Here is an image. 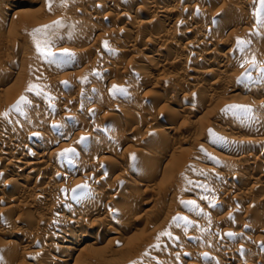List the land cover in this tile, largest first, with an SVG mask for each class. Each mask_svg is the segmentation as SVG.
<instances>
[{
  "label": "rangeland",
  "instance_id": "1",
  "mask_svg": "<svg viewBox=\"0 0 264 264\" xmlns=\"http://www.w3.org/2000/svg\"><path fill=\"white\" fill-rule=\"evenodd\" d=\"M80 1L81 0H64V2L66 3V6L61 7L60 6L61 0H52V10L51 11L48 10L47 5L45 4L46 0H40V1L36 0V2H35V0H33V1L32 0H22V1L21 0H19V1L18 0L17 1L8 0V2H10V3H8L6 0L0 1V2L4 3V5L2 3H0V10L2 9L3 6H5L7 4H8L7 5L8 7L13 6V5L15 6L17 4L15 7L18 6L21 9H27L30 11L28 16H19V18L13 17V19H12V17L11 18L9 17V19H7L6 21L0 22V32L2 35L0 37V39H1L0 40V67H1L0 68V81H1L0 86H2V87H0V91H1L0 92V122L5 121V122H8V124H10V125H8L9 129L7 128L8 130H10L9 132H14L18 128L16 131H22V129H23L24 133L26 132L25 133L26 135H28L27 133H29V134H30V132L32 133L33 129L36 130L37 128H40V126L46 130H50V131H48V133H45V135L46 134L47 135L45 137L43 136V140H41V142L37 141V140H32V139L28 140L29 143L26 144V145H28V150L26 151L25 154H26V156H28L27 154L30 152L32 155L31 156L29 155V157H27V158H31V157L35 158V157L39 156L40 152L38 149V145H40L39 146V148H40L43 144H47L48 141H49L48 144L53 146L54 147L53 149L57 150V152L60 154L64 152V149H70L71 147H72V149L76 150L80 144L79 139L81 140L82 136L84 137V135L85 136L91 135L90 138L88 137V138L83 140V141H86L85 145H88V142L96 137V138H103L102 140H106V141L111 142L113 144L117 143L118 146L116 145L113 153H107V154L104 153L100 156L97 155L96 158H94L92 154H89L90 150H88L89 148L86 146L83 149H81V151H80V156L82 159L90 158V156H91V159L93 158L94 161L96 160L94 163L96 165L97 161L101 157L111 158L112 159L111 161L115 160L114 162H118V160L119 161L124 160L125 158H123V157L121 158V156L125 157V154L127 153V154H130V155H128L130 159L132 156L135 157L134 160L131 159V160H133V162H137L139 160L137 158H140L139 156L142 152L141 150H143L145 148L142 140H144L145 136H148V134L150 133V128L149 129L147 128L148 130L146 129V124H147L146 122L147 121L150 122L149 120H151L150 119L151 117H153V119H156L157 116H159L162 112L168 111L169 113L170 112L172 113V110H173V113L174 112H176V113L173 114V118L170 121H165L163 123H160L162 128H164L163 131L165 133V134H162V136L164 135L162 137L163 138L162 141L165 142V144L166 143L167 144L164 145V147H162L159 151L155 150V161L154 162H160L158 164L161 166H156L157 167V169H156V167L148 168L151 165H149V166L143 165L142 168H140L141 170L139 169L141 175L138 173V175H140V176L134 177V183H131L132 185H130V186L127 184V186H126V191H128L130 194H133V193L136 194V196L135 195H132V196H134L136 198L138 196V199L141 198L140 201L144 202L141 209L140 208L136 209L133 206H126L125 204H123L125 202L122 199H120L119 201H116V203H114V204L111 202L112 204L110 203L109 208H108V211H110V215H111V219L108 222L109 223L108 226L112 227L114 229H117V231H118V234L116 235L117 241H114L111 243H109V242L105 243V241H107L108 236H107V232H105V230H103V228L101 227L102 229L101 228H100L101 230L99 229V231H98L99 233L97 231L95 233H98L101 238L104 236L103 237L104 239H103L101 244L96 245V246H91V248L93 247V249H95L99 246L102 250L105 251L106 254L103 253L104 251H102V253L100 251L99 255H97L98 251H99V247H98V249L95 250L96 255L98 257L96 255L91 256L93 258L96 256L97 259L94 258L95 260H93V258L89 259V257H88L87 259H79L78 262H73V263L71 262L70 264H74V263L75 264H85V263L86 264L87 263L88 264H90V263L91 264L92 263L93 264H148V263L149 264H156L157 263L158 264V262H159V261H157L158 258L160 260L159 264H168V263L169 264H190V263L196 264L198 262L197 259L200 261V263L198 262L197 264H228L231 261L227 260L226 257L224 256V254H222L223 251H225L227 248L230 249L232 251V254H233L231 256L233 258V263H231V264H262L261 261H263V263H264V243H262L263 237H264V204L260 203L262 200H264V195H263L264 194V187H262V186H264V184L261 182V181H264V169H263V167H264V164H263L264 163V152H263L264 149H262L261 145L259 146V143H256L255 145L250 143L251 146L248 145V147H247L248 143L245 141H247V139H249V137H247V135L245 134L244 129H241V130L236 129V130H232L231 132H229L230 126L232 127L234 125V119L233 118L235 117L234 116L236 113L235 111L238 112V110L229 109L227 111H224L227 108V106H229V105H239V104L242 105L241 102L243 101V98L245 96H248V95L250 98H252V100L250 99V102L248 104L244 105L246 107L253 106V102L259 101V99L264 100V99H261V98H264V94H263L264 92L263 93L261 92V91H264V89L262 87V86H264V83H263L264 79H263V82L262 81L261 82L260 81L254 82V80H253V77L255 76V74L257 75L258 74L257 72H260V70H263V71H261V73L258 74L259 75L258 77H260V75H262L261 77L264 78V76H263L264 73H262V72H264V66H263L264 65V60H263L264 58L262 56V54H264V35H263L264 32H261L264 30H260V29H264V27L262 28L261 27L262 24H260L259 27H261V28H259V30H258L256 28L257 24L254 27L255 23H252V29L253 28H255V29L254 30L250 29L251 35H249L248 31L245 30V32L247 31L246 32V35H247L246 37L248 38L247 39L245 37V34L242 35L243 33H245L242 30V28L245 27V25H244L245 23L237 20V19H240L239 17L243 13L245 14L247 12L246 14H249V15L251 14V16L254 12L257 13L260 10V9H258L259 0H256V1H254V0L249 1L248 0L249 2L247 0H244V1H246V4H245L246 6L241 5L239 7L237 6V8H235L236 9L235 11L239 10V11H237V13L239 15V16H237V19L235 17L237 13L235 12L234 13L235 15H232L234 17H231V15L226 16L227 18L225 17L226 20L223 21L224 22L223 24L217 23L218 27L216 24L211 25L210 26L211 30L209 29L207 31V33L205 31V35L206 34H208V35L212 34L211 36L206 35V38L210 37L207 39V41H210L211 39H213V36H214V38H216V39L218 38V40L223 38L222 40H225L226 45L228 44L227 46L224 45V46H220L217 48L216 53L218 54L217 55L218 57H219L220 53H221L220 54V56H221L222 54L224 55V53H225V55H226V53L228 54L229 52L231 54V52L233 51L232 54L238 53L239 55L238 54L237 55L239 56V58H242V56H243L242 59L244 60V59H246V57L244 58V55H242V54L245 53L246 51L248 53H250L251 51L253 52V49L255 51L258 49V52L261 50L260 53H256V55H255V52H253L254 55H252V57L249 58V59H252L253 57L256 56L255 57L256 58L255 61H257L256 65H258L261 68L260 70L257 69L256 65H255V67H256L255 68L253 66H250L248 63H244L246 65L243 64V67H242L238 63H236V62L234 63V61L231 60L232 65H233V63H234V65H233V67H231L232 69L228 70L229 72H227V73L224 72V74H225L224 76H227L230 74L229 76L234 80V82H232V84L234 83L233 84L234 86L232 84H229V85L231 87H234L237 89H234L233 92H230L229 94L228 93L227 94L222 93L219 95H218V93L214 94L211 101H209V98H208L209 95L205 91L207 86L209 85L208 83H210L211 80L213 81L215 79V78L211 79L212 77H210V75L209 76L205 75L204 77H198L195 82H192V84L189 86L191 89L188 88V92L191 95V97L189 96L190 97L189 100L188 99L183 100L182 95L186 92V89H185L186 87L184 88V85H178L177 82H173V81H170L168 83H167V81H166V83L164 82L162 85H164V86L167 85L166 87H170L171 85L173 86V84L175 85V83H176V85H178V86L175 85V87L174 86L171 87V88L177 89V90H174L175 92H173V93L168 92L165 94L160 88L153 87L150 84L147 85L144 82V84L146 85L145 86L142 83L143 81L140 82L141 79H137L135 77L134 71H136L137 67L143 68L145 66L146 69L149 71L148 73L150 75L151 81L154 80L155 78H157L159 76V73L161 72L160 70H162L159 67H157L158 68V71H157L156 70L157 68H155L154 66H153L154 67L153 69H155V70H153L151 68V66L149 67L146 63V60L148 59V58L146 59V56L147 57H153L156 54L155 52L158 51L157 46L156 47H154V46L150 47L149 46V49H147L148 47H145L146 44H144L147 42V38L149 36L154 37L155 36L154 34H157L153 30L154 26L156 24L154 23L155 25L154 26L152 25L153 22H155V21H153V22L151 21L152 23L149 24L150 29H148L149 28L148 25L144 26V27L143 26L139 27V25L138 26L136 25L137 27L140 28V30L136 26H135L136 27L135 30H133V29L129 30L128 33H130V40H131V38L132 39L135 38L138 41H140L141 43L137 42L136 50L127 51V53L122 54V57L120 58V60L118 59L119 61H117V62L115 61L112 64V66H109V69H110L109 71H111V72L108 75H107V73L109 71L107 73H105L104 75L102 74L103 76L99 75L98 73H99L100 69L98 67L93 66V62L96 59H99L100 57L102 58V57H108V56L111 57L112 55L114 56V54H116V50L120 46H122L124 42L125 43L128 42V40H129L128 36L129 35H124L127 33L126 31L125 32L123 31L124 34L120 35L119 34L120 32L117 30L118 27L122 28L124 26L123 22L119 23V22L115 21V22H117L116 24L114 22L108 23L105 20H103V22H101V23L99 22L100 19L102 21V18L104 17L103 13H105V11H102V9L97 8V6L94 5L95 2H93V1H95V0H84L85 2H82V1L80 2ZM121 1H123V0H121ZM127 1L128 0H126L125 2L124 1L122 2V3H125L124 4L125 7L122 6V8H124L127 11H132L133 7H135V6H133V4H135L136 0H132L130 2L129 1L127 2ZM160 1L161 0H158V1L157 0H155V1L148 0L149 4H151V6H152V4H154L157 7H160L162 5V3H160ZM39 2L40 3L42 2L43 5L41 3V6H39ZM153 2H155V3H153ZM198 2H199V4H198ZM200 2L201 1H199V0H193L192 4L187 6L186 12L184 11L185 12V13L183 12L184 14H180L177 16L179 18L178 20L180 21V24H181L180 27H182V28L186 27V26L189 27L187 22H189L192 17H190V11H189L191 8L189 9L188 7L195 6L196 4H198V6H199ZM231 2L232 1H230V0L226 1V5L230 3V5H227L226 8H229V6L231 7ZM250 2H251V4L248 5V3H250ZM217 3L215 6H213L214 8L211 7V9L213 8L211 11L213 12V10H214V12L216 11V12L220 13L217 10H218V7L220 8V7H222V5H220L221 4L220 1ZM21 5H24V6H21ZM42 6H43V9H41ZM83 9H84V11H88V12L90 11V12L96 13V15H98L97 17H99L97 19V21H95V23H94V20L92 22L90 20H88L89 21L88 22L87 19L85 20V18L83 16ZM114 9H115L114 7H109V9L106 11L108 13L115 14L116 9L115 10ZM124 9H122V10H124ZM254 9L257 10V12ZM249 10L250 11L254 10V12L253 11L249 12ZM187 11L189 12V14H187ZM72 13H73V15H70ZM221 14H223V13H221ZM182 15H183V17H182ZM188 16L190 17V19ZM254 16L256 17L255 14H254ZM214 17L216 19H218V15L217 16L215 15ZM144 18L145 19L143 21H147V20L149 21V19L152 20L150 15H148ZM261 18H262L261 21L264 22V11H261V13H260V19ZM180 19H182V20H180ZM57 20H59L61 22V27L63 26L62 29H61V27H59V28L54 27L51 30H49L47 35L37 34L36 37L34 38V36L32 34H33L35 29L41 28L44 25H51L53 23V21H57ZM82 20H83V22H82ZM13 21H14V23H13ZM225 23H227V25ZM224 24H225V26L223 27L222 25H224ZM193 25H192L193 27H197L199 24L194 23ZM219 25L222 26L224 29H222V27H220ZM237 25H239L240 27L242 26V28H241V30L243 32L242 34H241L240 28L238 29ZM213 26H214V28H213ZM180 27L178 28L179 31L182 29V28L180 29ZM216 27L219 29H217ZM198 28H200V26ZM103 29L107 33H104L105 31ZM213 29H215V30H213ZM256 29L258 30V32L261 35L259 33H257V34H259L258 36L255 34ZM112 31H113V34H112ZM116 31H118L119 33L118 32L115 33V35H116L115 36L114 32H116ZM253 31H254V33H252ZM142 32H143V34H141ZM145 32H147V33H145ZM132 34H134V36ZM253 34H254V36H253ZM157 35L159 36V34H157ZM215 35H217V36H215ZM120 36H123V37H120ZM243 36L245 39H247V41L245 40V42H248V43H246V45H248L250 47L247 46L248 48L246 49L245 48L246 45H244L243 49L245 48L246 51L243 50V52H242L237 47V44L235 43V41L237 40V38L242 40ZM260 36L262 39L260 38ZM2 37H3V39H2ZM244 38H243V40H244ZM118 39H122V41L124 40L123 43H121V42L119 43ZM145 40H146V42H145ZM37 41L40 42L41 47L45 46V41L48 42V47L50 48L51 52H54V54H57L56 59H57L58 63H52L50 60V57L42 56L39 53H37V51H36V42ZM116 41H117V43H116ZM229 41H231L232 43L234 42L235 47H237L239 52L241 51L242 54L237 52L238 51L237 48L235 49V51L237 50L235 52L234 51V48H235L234 45L231 44L234 47V48H232ZM6 42H8V43H6ZM105 42L107 43V47L104 46ZM92 43H94V45L96 44L95 45L96 47H94V45ZM92 45H93V47H92ZM89 46H91V48ZM138 46H139V48H138ZM230 46H231V48H230ZM252 46H254V48ZM192 47H194V46H192ZM255 47H257V49H255ZM65 48L67 49L68 53L70 54V55H68L69 57L61 55V53L63 52L62 50H61V53H60V51H59V53H55V52H58L55 50H57V49H64L65 50ZM94 48H95V50H94ZM168 48L170 51L169 50L166 51ZM69 49H71V50L69 51ZM81 49L83 50V52ZM137 49L138 50L140 49L141 51L139 50L140 52L137 53L136 52ZM161 49H159V51ZM163 49L161 50L162 53H164ZM230 49H232V50H230ZM248 49H249V51H248ZM228 50H229V52H228ZM74 51H75V53H74ZM164 51H165V53L169 54L172 51V49H171V47H167ZM172 53H174V50L170 54L172 55ZM141 54H142V56H141ZM258 54H260L261 56L257 57ZM245 55H248V54H245ZM249 55H248V57L251 56V55L250 56ZM185 56H186V58H185ZM185 56L183 58V61H185V62L184 63H183V61L181 62L183 64L171 67L169 69H165L166 72L169 71L170 74L176 73L178 77L186 76L187 73L184 72V69H180L181 68L180 66L184 65V64L186 65L187 62L190 63L192 61V59H191V54L189 57L187 55H185ZM134 57H135V59H134ZM248 57H247V60H249ZM142 58H143V60L144 59L145 60L143 61ZM187 59H190L191 61H189ZM48 61H50V63ZM121 61H123V62H121ZM258 61L261 63V66L258 64L259 63ZM20 64H22V65H20ZM62 64L67 65V67L64 70L56 71L55 67H58L57 65H62ZM136 64H137V67H136ZM201 64L202 63H199L198 65H199V67L202 66V70H207L209 68H211V69H218L219 68V67L217 68V65L215 63H204L206 65H209L208 67L204 64H202V65ZM138 65H140V66H138ZM198 65L192 66V68L201 70V68H199ZM2 66H4V67H2ZM204 66H206V67H204ZM147 67L150 69H148ZM5 70H7V72ZM88 70H89V72L90 71L91 72L89 73ZM40 72L43 75H40L41 74ZM182 72H183V74H182ZM191 73H192V71L189 74L194 75ZM37 76H38V78H37ZM136 80H139V81H136ZM64 81L67 82L66 85L64 83H62ZM123 81L128 82L127 84L130 85V86L128 85V88L130 89V87H131L130 91L128 88H126V89H128V90H126L127 92L126 91L121 92V91L113 89V85H116V86H118V89H121L122 83H124ZM220 82L221 81L219 80V83ZM222 82L224 84V81H222ZM71 83H72V86H71ZM220 84L222 85V83H220ZM29 85H35L36 88L33 91H28L27 89H28ZM95 85L98 86L97 89L99 90L100 94L103 93L101 95L96 94L99 97L95 96V94L90 93L92 88L96 87ZM226 85L228 87H230L228 85V83ZM226 85L221 86V91L225 90V88L228 89V87ZM199 87H201L202 89ZM222 88H223V90H222ZM247 88H248V90H247ZM50 89H52V90H50ZM78 89L80 90L79 92H78ZM203 89H205V90H203ZM123 90H125V88H123ZM201 90H203V91H201ZM253 90H254V92H253ZM86 91H88L89 93ZM192 91H193V93H191ZM194 91H195V93H194ZM255 91H256V93H255ZM162 92L164 93L163 96H162V94H163ZM54 93L56 96L54 95ZM74 93L76 94L77 97L75 96ZM81 93H82V95H81ZM130 93L131 94L133 93L135 95H133V94L131 95ZM104 94H105L104 97L107 96L106 97L107 99L104 97L102 98V95H104ZM78 95H80L79 96L80 98L78 97ZM157 95L160 96V98L161 97L162 98L158 99V100L154 99ZM202 95H203V97H202ZM21 96L26 97L28 100V103L21 105V112H20V111H16L14 109V105L20 99ZM59 96H60V99H63L65 97V99L69 100L70 103L68 101L65 103H64V101L63 102L60 101L58 103L56 100ZM62 96H64V97H62ZM71 98H73V99L71 100ZM168 98H169V100H168ZM164 99L166 101H163ZM106 101H107V103H106ZM212 102H214V103H212ZM259 102H254V104L259 103ZM53 103L54 104L56 103L57 105L59 104L57 107H60V108L54 109L52 106H50V105H54ZM179 103L182 105L183 104L184 105H193L195 107V109H197V113L194 116L186 115V113L181 110ZM120 106H124V107L127 106V109L130 108L133 113L130 111V109H129V111L133 115H131V114L128 115L129 117L131 116L130 119H129V117L124 116L123 121H121V123L119 125H117L116 122H117L118 117H119L117 115H119V113L114 112V114L112 115V112H109V111L112 108L115 109V108H119ZM93 107H94V109H93ZM147 107H148L149 111H148ZM89 108L92 109V112ZM138 108L141 110H139ZM251 108H253V107H251ZM37 109H38V111H37ZM144 109H146V110L144 111ZM89 110H90V112H89ZM104 110H105V112H104ZM259 110L264 111V108L261 107V108H259ZM68 112L69 113L71 112V113L69 114ZM147 112H150V113H148V115H147ZM5 113L8 116L5 115ZM227 113H229V114H227ZM44 114L46 117L44 116ZM64 114H65V116H68V115L72 116V114H74V115H77L78 117L72 116L71 117L72 119H71L70 117L69 118L65 117ZM263 114H264V112H263ZM174 115H176V118H174L175 117ZM218 115H219V118H218ZM215 116H217V117H215ZM43 117H44V119H43ZM61 117H64V118L60 119ZM2 119H4V120H2ZM175 120H176V122H175ZM216 120L219 123L218 122L216 123ZM220 120L221 121L226 120V121H223V124H225V125L220 126V124H221ZM263 121H260L261 124L259 123L261 126H262ZM9 122H11V123H9ZM33 122H34V124H33ZM58 122H59V124H58ZM232 122H233V124H232ZM150 123H153V122H150ZM226 125L228 126V128ZM186 126L187 127L189 126V127L187 128ZM11 127L13 128V130L14 129L15 130L11 131L12 130ZM113 127H114V129H113ZM118 127H120V129ZM136 127L138 130L136 129ZM169 127L172 131L169 130L168 132H165V130L168 129ZM236 127H238V126H236ZM236 127H233V128H236ZM262 127L263 128H260V130H258L256 132L257 133L256 137L253 136L254 138L259 139V137H260V139H261V137L262 138L264 137V123H263ZM108 128H110L109 131H108ZM175 128H176V130H175ZM178 128H179V130H177ZM28 129H29V131H28ZM125 129H126V132L128 131V132H130V133L132 132V133L130 134V136L127 135V137L120 138L121 136H119L118 133L121 130H125ZM210 129L212 130L213 136L211 135L209 138L212 137L211 138L212 140L208 138V135H209L208 132ZM131 130H133V131H131ZM181 130H182V132H181ZM221 130H223V132ZM104 131L105 132L108 131V132L105 133ZM173 131H174V134H172ZM195 131H197V132H195ZM113 132L115 134H113ZM136 132H138V133H136ZM215 133H217V134H215ZM220 133H223L224 135L225 134L228 135L227 133H229L230 136H226V135L224 136ZM94 134H95V137L92 138V136H94ZM132 135H134V136H132ZM202 135H203V137H205V136L206 137L203 138V137H201ZM140 136H142V137H140ZM222 136H223V138H222ZM232 137H234V138H232ZM219 138H222V139L220 140ZM125 139H127V140H125ZM242 139H243V141H242ZM232 140H234V141H232ZM235 140L237 142H235ZM77 143H78V145H77ZM173 145H176L177 149L179 148V151L174 152V154H171L172 153L171 147H173ZM253 145H254V147H253ZM257 145L260 147V149ZM73 147H75V148H73ZM220 148H223V149L226 148L225 149V151L227 152L226 155L229 157V159H230L229 161H231V162H229L228 160H227L228 162L227 161L226 162L225 161H219L218 162V160H216V159H214V157H212V156H214L215 151L220 150ZM247 148H251V150L254 151L253 154L256 157L258 156L256 158L258 160L255 159V161L254 160L252 161L253 157H251V156H250L251 160H249L250 157H248V153L246 152ZM252 148H254V149H252ZM167 149H169V150H167ZM201 149H203V151H201ZM165 150H166V152H165ZM260 150H262V152ZM134 151H135V153H134ZM163 153H165V154H163ZM14 154L17 155L19 153L14 152ZM66 156H68V154L65 156H61L62 157L61 159L63 161L65 160L64 162L67 161ZM16 157H18V155ZM168 158H170L171 161ZM73 161L70 160L69 161L70 165L68 164L66 169H64V170L59 169L58 172H60V174H63L64 173L63 171H65V173H64V175H65L67 173L70 174L72 171H75V170L80 169V168H81L80 170H82L83 167H81L80 165L78 166V164L80 162L77 159L73 160ZM250 161L252 162V164ZM169 162H170V164H168ZM5 163H6V159L1 158L0 159V171L2 170V166L5 167ZM76 163H77V165H76ZM105 163H104V167L106 166ZM98 164H100V163H98ZM238 164H240V165H244V164L250 165L251 164V166H249V167L252 168L251 169L252 171H249V173L246 172L247 174H246V177L244 176L245 179H243V184L239 187V191H237V192H239V194H236L237 192L236 193H230L228 191L229 190L228 187H225L226 188L225 189L223 184L225 182H227V183L231 182L230 186H232V183L238 184L239 181L236 179H234V181H232L231 179L229 180L230 176L229 177L224 176V178H223V176L221 177V174L224 175L227 172H228V175L229 174H231V175L241 174V173H239L240 170L238 171V167H237ZM176 165L178 166L179 170H178V168H176L177 167ZM104 167L102 165V170L104 169ZM204 167L205 168L209 167V168H213V169L215 168L214 170H216L217 172L219 171L218 173L220 174V176L218 175L219 177H216L215 175H211L209 173H207V174L205 172L202 173ZM235 167L237 168V170L234 171ZM226 168H227V170H226ZM155 169L158 170L157 171L158 173L153 172V171H156ZM50 170L49 171L47 170L48 175L46 177L50 176L51 172H52V174H51L52 176H53V173L55 171L57 172V169H50ZM52 170L53 171L55 170V171L53 172ZM183 170L186 171L187 173L184 172ZM142 171L143 172L147 171V174L145 172L143 173ZM242 171H240V172H242ZM58 172L55 173V175L59 174ZM250 172H252V176H250L251 175ZM262 172H263V174H262ZM184 173H186V176ZM235 173H237V174H235ZM142 174H144L146 176H144ZM147 175H149V176H147ZM153 175H155V176L157 175V176L155 177ZM57 176H59V175H57ZM85 176L86 175H83V176L78 175V176L74 177V176L68 175L67 177H65V179H61L64 184H62L61 180H60V182L57 184H59L61 187H59V189H57V190L62 191V192H59V194H58V191H57V193H56L57 195L53 193V195H51V197L49 196V198H50V199L48 198L49 203H47L46 205L44 204L46 207L44 205L43 206L41 205L38 207L37 206L35 207L33 205L32 209L25 208V210H24V208H21V205L25 204V202H24L25 199H23V201L21 200L20 206L18 207V209L16 208V212H17L16 214H18V213L21 214L20 219L15 220V217H17V215L14 214L13 217L10 216L11 222H13L14 226H16L18 228L21 227L22 229L25 228V225H29V227L31 226L29 228V229H32L29 233V235H30L29 237L31 238V239L29 238V240H31V241L28 242L30 244H29V247L26 249L27 251L24 254L25 256L23 255L22 257H18L17 258L18 260L16 259L17 262L15 260V262H16L15 264H39V262H40V261H38L40 258L39 252L46 250V247H44V246H46L45 240L49 239L47 237L50 234V228L44 226L46 222L44 223V222H42V220L44 217L45 218L50 217V219L54 218L52 220L53 221L52 225H54V226L55 225L56 226H62L61 224H63V225L68 224L65 219L60 220L61 218L59 219L56 216L58 214L61 215L60 214L61 209L59 210V207L63 206V205H61V202H66L68 205L67 208L68 207L72 208V207L76 206V204L79 203V202L77 203L76 201H80L81 198H79V200L74 199V195H76V194L73 193V189H76L77 185H81V183L87 184V183L91 182L92 184H94L93 186H95L96 189L98 188L97 190H99V191L105 190L107 187H109V188H111V190H113V192L115 191V189L117 188L118 185H121L119 183L114 185V182L112 179H110L108 181L102 180V181H98L96 183V181H93V180L90 181V179L87 177L85 178ZM212 176L213 177L215 176V177L213 178ZM140 178H142V179H140ZM211 178H213V179H211ZM251 178H253L254 180ZM68 179H70V180H68ZM245 180H247V182H245ZM199 181H201V182L199 183ZM235 181H237V182H235ZM203 182H205V183H203ZM36 183H37V185H36ZM91 183L89 185H92ZM175 183H176V186H175ZM193 183L195 184V186ZM244 183H246V184H244ZM32 184L33 185H30L29 187L32 188L35 185L37 186V188H40L41 186L45 187L44 185L47 184V180H39V182L37 180V182H34ZM135 184H136V186L133 187ZM62 185H64L66 187V191L61 190ZM259 186H261L262 188ZM65 187L62 189H65ZM215 187H217L219 190L221 188L222 189L224 188V190H226V192L228 191L229 194H227L228 192L226 193L225 191H222L223 193L222 192L218 193L217 192L218 189H216V191L214 190ZM135 188H136V191H135ZM161 189H163V190L161 191ZM67 190H69V191H67ZM143 190H145V191H143ZM173 190H175V191H173ZM79 191L80 190H78V192ZM165 191L167 192V194ZM138 193L140 195H138ZM10 194H13V195H10ZM162 194H164V195H162ZM233 194H235V195H233ZM244 194H246V195H244ZM247 194H248V196H247ZM4 195L5 196L10 195V197H12V196L14 197V191L11 190L9 192L7 190V193L5 191ZM72 195H73V197H72ZM173 195H175V196H173ZM54 196H55V198H54ZM245 196H247V197H245ZM66 197H68L67 199H69V201L66 199ZM244 197L247 199L246 201H244L245 200ZM153 198H155V199H153ZM239 198H241V199H239ZM261 198H262V200H261ZM233 199H235V200H233ZM64 200H66V201H64ZM188 200L190 202H195V203H193L195 205H193V204L189 205ZM53 201H54V203H53ZM120 201H122V202H120ZM182 201L184 202L183 204L181 203ZM216 201L219 203L217 204ZM80 202H83V200ZM154 202L156 205H154ZM197 202H199V203H197ZM256 202H258V203H256ZM2 203H0V225L5 220H7V218L9 217V215H7L3 211L4 207H2V206H4V203L3 204ZM112 205H114V206H112ZM176 206H177V208H176ZM111 207L115 208V209H112ZM117 207H119V208H117ZM174 208L176 209V211L174 210V213L172 212V214H171V212H169V211L173 210ZM23 210H24V212H23ZM26 210H29V212ZM234 210H236V211H234ZM245 210L247 211L248 214H244L246 212ZM202 211H203V213H201ZM237 211H238V213H236ZM27 212H28V215H27ZM113 212L115 213V215ZM145 212L148 214H146ZM175 213H177L178 215ZM207 213L210 214L209 218H208ZM125 214L128 216L129 215H131V216L127 217V219H126L124 217V216H126ZM29 216H30V219H29ZM36 216H37V218H36ZM132 216H133V218L130 219V217H132ZM165 216L166 217L168 216L167 217L168 219ZM177 216L185 217L191 223L185 224L183 220H180L178 222H174V218ZM222 217L226 218V219H223ZM230 217H231V219H230ZM41 218H42V220H41ZM128 219H130L129 221L132 220L131 222H133V223L129 222ZM133 219L135 221H133ZM32 220H34V221H32ZM163 220H164V222H163ZM30 221L32 223L34 222L33 225H30V223H31ZM38 221H39V223H38ZM27 222H30V223L27 224ZM146 222H148L147 225L145 224ZM35 223H37V225H35ZM149 223H150V225H149ZM218 223H221V224H218ZM200 224H202V225H200ZM212 224H213V226H212ZM223 225H225V226H223ZM246 225H248V226H246ZM26 227L28 228V226H26ZM69 228H68L69 232L67 231L68 233H66L67 235L65 236V242H67V243L70 242V239H72V235H74V232H72L73 229L71 227H69ZM229 230L231 232H233V234L235 232V234L237 236L234 237L235 235L234 236L226 235L228 233H231ZM165 232H169V233H171V235H164L163 233H165ZM215 233H216V235H214ZM198 235L199 236L201 235V236L199 237ZM162 238H163V240H162ZM230 238H232V239L229 240ZM142 239H143V241H142ZM193 239H195V240H193ZM217 239L218 240L221 239V240L218 241ZM13 240L15 241V243L17 242L16 244H18V245L26 244L25 241H22V240H18V241L16 239H13ZM174 240H175V242H173ZM161 241H162V243H161ZM167 241L168 242L170 241V242L168 243ZM208 241H209V243H208ZM258 241L261 243H259ZM22 242H24V243H22ZM179 242L186 244L184 246V248L186 250L182 249L183 250L182 251L181 249H179L180 248L178 246ZM220 242H223V244H222L223 246H221L219 244ZM137 243L143 244L144 246H141L143 248H141L139 250L140 245H138ZM177 243H178V245H177ZM0 244H1V240H0ZM158 244H160V245H158ZM169 244H172V245H169ZM175 244H176V246H175ZM200 244H202V245H200ZM212 244H213V246H212ZM136 245L139 246V248H135L134 246H136ZM219 245H220V247H219ZM164 247H165V249H164ZM239 247H249L248 248L249 252H250V249H252L254 252L251 250L250 253L247 252V255H246V253L242 254L239 250ZM105 248H106L107 252H106ZM108 248H109V250H108ZM167 248H168V250H167ZM89 249H90V247H89ZM134 249H136V252L133 251ZM137 249H138V251H137ZM155 249L157 252L155 251ZM131 250H132V253H131ZM57 251H59V252H57ZM121 251H122V253H121ZM124 251H125V253H124ZM191 251H192V253H191ZM51 252H53V253H51ZM51 252L49 255L50 259L49 258H47V259L43 258L42 259V257H41V260H42L41 264H45V263L46 264H60L59 260L62 258V257H60L62 255V252L60 250H53ZM200 253L202 255L204 253H207L208 255L202 256ZM248 253L250 256L248 255ZM149 254H151V255H149ZM156 254H159L158 258H157ZM190 254L192 255V257H190ZM0 255H2V254H0ZM103 255H105V256H103ZM154 255L156 257L155 259L153 257ZM194 255H195V257H193ZM32 256H34V257H32ZM150 256H152L153 259L150 258ZM242 256H244V257H242ZM196 257H198V258H196ZM244 258H245V261H244ZM194 259L196 261H193ZM1 260L2 259L0 258V264H1ZM5 260H7V259H5ZM91 260H93L94 262H91ZM154 260H156V261H154ZM258 261H260V262H258ZM13 262H12V264H14Z\"/></svg>",
  "mask_w": 264,
  "mask_h": 264
},
{
  "label": "bare ground",
  "instance_id": "2",
  "mask_svg": "<svg viewBox=\"0 0 264 264\" xmlns=\"http://www.w3.org/2000/svg\"><path fill=\"white\" fill-rule=\"evenodd\" d=\"M1 1V0H0ZM7 2H8V0H6ZM12 1V0H11ZM14 1V0H13ZM15 1H17V0H15ZM19 1V0H18ZM22 1V0H21ZM33 1V0H32ZM38 1V0H37ZM40 1V0H39ZM82 2H85L84 0H81ZM80 1V2H81ZM124 2L126 1V0H123ZM123 1H121V0H95V1H93V2H95L94 3V5L95 6H97V8H100V9H102V11H105V13H103L104 14V17L102 18V21H101V19H100V23L101 22H103V20H105V21H107L108 23L109 22H111V23H117V22H119V23H124V26L121 28V27H118V31L120 32H118V31H116V32H114V35H115V33H119L120 35L121 34H124L123 33V31L125 32H127L128 33V31L129 30H131V29H133V30H135V28L139 25V27H141V26H147L148 25V27H149V24H151L153 21H155V22H153V26H154V32H156L157 34H159V36L157 35V34H154L155 36L154 37H148L147 38V42H146V40H145V42L146 43H144V44H146L145 45V47H148L147 49H149V46L150 47H158V51L157 52H155L156 54L153 56V57H147L146 56V63H147V65L150 67L151 66V68L153 69L154 67L155 68H157V67H159L160 69H162V70H160L161 72L159 73V76L157 77V78H155L154 80H150V75H149V71L146 69V67L144 66L143 68L142 67H137V64H136V67H137V69H136V71H134L135 73V77L137 78V79H141V81L140 82H142L143 84H144V82L148 85V84H150V85H152L153 87H158V88H160L165 94L166 93H168V92H175L174 90H177V89H175V88H171V87H175V85H176V83H175V85L173 84V86L171 85L170 87H166V86H164V85H162L164 82L166 83V81H167V83L168 82H170V81H173V82H177V84L178 85H184V88L186 89V92L182 95V98H183V100L185 99V100H189V98L191 97V95H190V93L188 92V88H190L189 86L192 84V82H195L196 81V79L198 78V77H204L205 75H210V77H212L211 79H214L213 81L211 80V82L210 83H208L209 85L207 86V88H206V90L205 89H203V90H205L207 93H208V95H209V101H211V99H212V97H213V95L214 94H217L218 93V95L219 94H222V93H225V94H229L230 92H233V90L234 89H237V88H234V87H231L229 84H232V82H234V80L229 76V75H227V76H224L225 74H224V72L225 73H227V72H229L228 70H230V69H232L231 67H233V65H234V63L236 62V63H238L239 65H242V64H244V61L245 60H247V57H248V55L250 56V57H248V59L249 58H251L252 57V55H254V53L253 52H255V55H256V53H260V51L258 52V49H257V47H255V49H257L256 51L253 49V52L251 51L250 53H248L246 50H245V48L247 49L248 47H250V46H248V45H246V43H248V42H246L245 43V48L243 49V50H245L246 52L245 53H243L242 54V52L240 51L239 52V50H238V48L237 47H235V44H234V42L232 43L231 41H229V43H230V45L231 44H233L234 45V47H233V45H231L232 46V48H234V51H235V49L237 48V52H239V53H241L242 55H244V58L246 57V59H242L243 58V56H242V58H239V54L237 55V54H232V52H231V54H230V52H229V50H228V54L226 53V55H225V53H224V55L222 54L221 56H220V54H219V57L217 56L218 54L216 53V50H217V48L218 47H220V46H224V45H226V43H225V40H222V39H219L218 40V38L216 39V38H214V36H213V39H211L210 41H207V39L208 38H210V37H208V38H206V35H208V34H206L205 35V31H206V33H207V31L210 29V26L211 25H214V24H216L217 25V23H219V24H223L224 22V20H226L225 19V17L226 16H228V15H231V17H234V16H232V15H235L234 13L236 12L237 13V11H239V10H237V11H235L236 9L235 8H237V6L239 7V6H241V5H245L246 4V1H244V0H230V1H232L231 2V7L229 6V8H226V6L227 5H230V3L229 4H227L226 5V1L227 0H219L220 2H221V4L220 5H222V7H218V10L217 11H219L220 13H218V12H214V10H213V12L211 11L214 7L213 6H215L216 5V3L217 2H219L218 0H199V1H201L200 2V5L198 6V4H199V2H198V4H196L195 6H191V7H188L189 9V11H190V17H192L191 19H190V17H189V19H190V21L189 22H187L188 23V26L189 27H180V21L178 20L179 18L177 17L178 15H180V14H184L185 12H186V8H187V6H189L190 4H192V2H193V0H161L160 1V3H162V5L160 6V7H157V6H155L154 4H152V6H151V4H149V2H148V0H136V2H135V4H133V6H135V7H133V9H132V11H127V10H125L124 8H122V6L123 7H125L124 6V4L125 3H122ZM129 2L130 1H132V0H128ZM127 1V2H128ZM153 1H155V0H153ZM158 1V0H157ZM248 1V0H247ZM250 1V0H249ZM248 1V2H249ZM254 1H256V0H254ZM3 2V1H2ZM2 2H0V3H2ZM24 2V1H23ZM35 2H36V0H35ZM34 2V3H35ZM126 2V3H127ZM151 2V1H150ZM197 2V1H196ZM6 3V2H5ZM8 3H10V2H8ZM13 3V2H12ZM22 3V2H21ZM28 3V2H27ZM32 3V2H31ZM42 3V2H41ZM41 3L39 2V6H41ZM153 3H155V2H153ZM213 3V4H212ZM228 3V2H227ZM255 3V2H254ZM3 5H4V3H2ZM33 4V3H32ZM46 4V3H45ZM218 4V3H217ZM249 4H251V2L250 3H248V5ZM8 5V4H7ZM7 5H5V6H3L2 7V9L0 10V22H4V21H6L7 19H9V17L11 18L12 17V19H13V17L15 18H19V16H28V14H29V10H27V9H21V8H19L18 6L17 7H15L14 5L13 6H10V7H8ZM12 5V4H11ZM42 5H43V3H42ZM212 5V6H211ZM20 6V5H19ZM21 6H24V5H21ZM246 6V5H245ZM251 6V5H250ZM254 6V5H253ZM252 6V7H253ZM109 7H114L115 9H116V13L115 14H113V13H108L106 10H108L109 9ZM211 7H213L212 9H211ZM248 7V6H247ZM19 8V9H18ZM27 8V7H26ZM38 8V7H37ZM255 8V7H254ZM41 9H43V6H42V8ZM114 9V10H115ZM122 9H124V10H122ZM258 9H260V5L258 6ZM248 10V9H247ZM255 10V9H254ZM254 10H251V11H253L254 12ZM185 11V12H184ZM250 10H249V12H251ZM256 12H257V10H255ZM34 12V11H33ZM45 12V11H44ZM184 12V13H183ZM259 12L261 13V11L259 10ZM221 13H223V14H221ZM247 13V12H246ZM241 14L240 15V19H237V16H239L238 15V13L236 14V19L237 20H239V21H241V22H244L245 24V27L244 28H242V26L240 27L239 25H237V27H238V29L240 28V30H241V28H242V30L245 32V30H247L248 31V34L249 35H251V30H254L255 28H253L252 29V23H255L254 24V27H255V25L257 24L256 23V17L254 16V14H255V12L252 14V16H251V14L249 15V14ZM259 13V14H260ZM187 14H189V12L187 11ZM220 14V15H219ZM70 15H73V13L72 14H70ZM148 15H150V17H151V19L152 20H150L149 19V21L147 20V21H143L145 18L144 17H146V16H148ZM217 16L218 15V19H216L214 16ZM83 16H84V18H85V20L87 19V21L88 20H90L91 22L94 20V23H95V21H97V19L99 18V17H97L98 15H96V13H94V12H88V11H84V9H83ZM185 16V15H184ZM254 16V17H253ZM35 17V16H34ZM72 17V16H71ZM180 17V16H179ZM182 17H183V15H182ZM21 18V17H20ZM23 18V17H22ZM194 18V19H193ZM227 18V17H226ZM29 19V18H28ZM67 19V18H66ZM71 19V18H70ZM183 19V18H182ZM182 19H180V20H182ZM234 19V18H233ZM261 20H262V18H261ZM25 21V20H24ZM31 21V20H30ZM115 21H117V22H115ZM152 21V22H151ZM238 21V22H239ZM21 22V21H20ZM81 22V21H80ZM82 22H83V20H82ZM89 22V21H88ZM232 22V21H231ZM234 22V21H233ZM263 22V21H262ZM12 23V22H11ZM13 23H14V21H13ZM97 23V22H96ZM99 23V24H100ZM118 23V24H119ZM155 23V24H154ZM184 23V22H183ZM194 23H197V24H199L197 27H193L194 25ZM236 23V22H235ZM91 24V23H90ZM98 24V25H99ZM105 24V23H104ZM226 25H227V23H225ZM225 24L224 25H222L223 27L225 26ZM238 24V23H237ZM262 25H261V27L263 28L264 27V24L263 23H261ZM28 25V24H27ZM36 25V24H35ZM137 25V26H136ZM151 25V26H152ZM193 25V26H192ZM234 25V24H233ZM243 25V26H244ZM25 26V25H24ZM105 26V25H104ZM136 26V27H135ZM200 26V28H198ZM220 26V25H219ZM222 26H220V27H222ZM260 26V24L258 25L257 24V29L259 30V28H261V27H259ZM63 27V26H62ZM62 27H61V29H62ZM109 27V26H108ZM111 27V26H110ZM139 27H137V28H139ZM180 27V31H179V28ZM217 27H218V25H217ZM216 27V28H217ZM222 27V29H224ZM231 27V26H230ZM236 27V26H235ZM115 28V27H114ZM147 28V27H146ZM213 28H214V26H213ZM215 28V29H216ZM95 29V28H94ZM148 29H150V27L148 28ZM215 29H213V30H215ZM217 29H219V28H217ZM221 29V30H222ZM237 29V28H236ZM249 29V30H248ZM251 29V30H250ZM256 29V31H255V34L258 36L260 33L258 32V30ZM51 30V29H50ZM104 30V29H103ZM139 30H140V28H139ZM143 30V29H142ZM152 30V29H151ZM211 30V29H210ZM242 30H241V34L243 33L242 32ZM260 30H264V29H260ZM105 31V30H104ZM103 31V32H104ZM115 31V30H114ZM226 31V30H225ZM234 31V30H233ZM238 31V30H237ZM246 31V32H247ZM57 32V31H56ZM133 32V31H132ZM139 32V31H138ZM152 32V31H151ZM212 32V31H211ZM210 32V33H211ZM246 32L245 33H243L242 35H244L245 34V37L247 36L246 35ZM250 32V33H249ZM261 32H264V31H261ZM58 33V32H57ZM77 33V32H76ZM104 33H107L106 31L104 32ZM124 34V35H129L128 37H129V40H130V33H128V34ZM136 33V32H135ZM145 33H147V32H145ZM219 33V32H218ZM252 33H254V31L252 32ZM257 33H259V34H257ZM55 34V33H54ZM59 34V33H58ZM75 34V33H74ZM112 34H113V31H112ZM118 34V35H119ZM141 34H143V32L141 33ZM140 34V35H141ZM100 35V34H99ZM98 35V36H99ZM133 36H134V34H132ZM136 35V34H135ZM210 35V34H209ZM208 35V36H209ZM212 35V34H211ZM210 35V36H211ZM261 35V34H260ZM264 35V34H263ZM2 35H1V32H0V37H1ZM107 36V35H106ZM109 36V35H108ZM111 36V35H110ZM116 36V35H115ZM153 36V35H152ZM215 36H217V35H215ZM253 36H254V34H253ZM120 37H123V36H120ZM125 37V36H124ZM127 37V38H128ZM256 37V36H255ZM104 38V37H103ZM126 38V39H127ZM243 38H244V36L242 37V40H243ZM247 38V37H246ZM260 38H261V36H260ZM2 39H3V37H2ZM74 39V38H73ZM248 39V38H247ZM247 39H245L244 38V40L243 41H247ZM250 39V38H249ZM262 39V38H261ZM1 40V39H0ZM119 40V43L121 42V43H123V41H122V39H118ZM128 40V42H124L123 43V45L122 46H120L117 50H116V54H114V56L112 55L111 57H100L99 59H96L94 62H93V66H95V67H98L99 69V75H101V76H103L105 73H107L110 69H109V66H112V64L116 61H119L120 60V58L122 57V54H124V53H127V51H129V50H136V46H137V42L139 43L140 41H138L137 39H135V38H131V40L129 41ZM235 40V39H234ZM254 40V39H253ZM6 41V40H5ZM103 41V40H102ZM126 41V40H125ZM142 41V40H141ZM228 41V40H227ZM237 41V40H236ZM236 41H235V43H236ZM2 42V41H1ZM259 42V41H258ZM262 42V41H261ZM3 43V42H2ZM6 43H8V42H6ZM116 43H117V41H116ZM118 43V44H119ZM141 43V42H140ZM260 43V42H259ZM93 45H94V43H92ZM107 44V43H106ZM258 44V43H257ZM93 45H92V47H93ZM96 45V44H95ZM94 45V47H96ZM98 45V44H97ZM143 45V44H142ZM228 45V44H227ZM226 45V46H227ZM251 45V44H250ZM192 46H194V47H192ZM231 46H230V48H231ZM248 46V47H247ZM260 46V45H259ZM90 48H91V46H89ZM167 47H171V49H172V51L171 52H173V50H174V53H172V55L169 53H165V49L167 48ZM192 47V48H191ZM253 48H254V46H252ZM138 48H139V46H138ZM163 49V52L164 53H162V49ZM66 49V48H65ZM78 49V48H77ZM83 49V48H82ZM81 49V50H82ZM93 49V48H92ZM91 49V50H92ZM145 49V48H144ZM157 49V48H156ZM159 49H161L160 51H159ZM263 49V48H262ZM61 50L63 51L64 49H57V50H55V51H58V52H55V53H59V51H60V53H61ZM71 49H69V51H70ZM84 50V49H83ZM83 50H82V52H83ZM90 50V49H89ZM94 50H95V48H94ZM140 50V49H139ZM138 49H137V53H139L140 51H139ZM169 50V48L166 50V51H168ZM230 50H232V49H230ZM80 51V50H79ZM86 51V50H85ZM170 51V50H169ZM235 51V52H236ZM248 51H249V49H248ZM73 52V51H72ZM81 52V51H80ZM143 52V51H142ZM227 52V51H226ZM52 53H54V52H52ZM74 53H75V51H74ZM85 53V52H84ZM253 53V54H252ZM190 54H191V59H192V61L190 60V59H187V60H189V61H191L190 63L189 62H187L186 63V65L184 64V65H181L180 67V69H184V72H186L187 73V75L186 76H181V77H178L177 76V74L176 73H172V74H170V72L168 71V72H166V70L165 69H169V68H171V67H174V66H178V65H180V64H183L185 61H183V58H184V56L185 55H187L188 57L190 56ZM240 54V55H241ZM245 54H248V55H245ZM5 55V54H4ZM94 55V54H93ZM237 55V56H236ZM141 56H142V54H141ZM144 56V55H143ZM259 56H261L260 54H258V56L257 57H259ZM262 56H263V58H264V54H262ZM63 57V56H62ZM69 57V56H68ZM218 57V58H217ZM256 57V56H255ZM140 58V57H139ZM185 58H186V56H185ZM119 59V60H118ZM134 59H135V57H134ZM256 59V58H255ZM262 59V58H261ZM50 60H51V58H50ZM123 60V59H122ZM142 60H143V58H142ZM145 60V59H144ZM143 60V61H144ZM185 60V59H184ZM186 60V61H187ZM230 60V61H229ZM231 60L232 61H234V63H233V65H232V63H231ZM251 59H249V61H250ZM264 60V59H263ZM183 61V63H181ZM49 63H50V61H48ZM60 62V61H59ZM62 62V61H61ZM121 62H123V61H121ZM134 62V61H133ZM137 62V61H136ZM215 63L216 65H217V68L218 69H211V68H209V69H207V70H202V66L201 67H199V63H202V64H204V63ZM259 62V61H258ZM256 63H257V61H256ZM7 64V63H6ZM60 64V63H59ZM118 64V63H117ZM133 64V63H132ZM201 64V65H202ZM260 66H261V63L259 62L258 63ZM15 65V64H14ZM20 65H22V64H20ZM76 65V64H75ZM121 65V64H120ZM198 65V67L199 68H201V70H199V69H193L192 68V66H197ZM204 65H206V64H204ZM244 65H246V64H244ZM250 65V64H249ZM58 67H55V70L56 71H59V70H64L66 67H67V65H65V64H62V65H57ZM123 66V65H122ZM138 66H140V65H138ZM154 66V67H153ZM207 67L209 66V65H206ZM206 66H204V67H206ZM211 66V65H210ZM251 66V65H250ZM249 66V67H250ZM264 66V65H263ZM2 67H4V66H2ZM12 67V66H11ZM20 67V66H19ZM45 67V66H44ZM125 67V66H124ZM135 67V66H134ZM241 67V66H240ZM245 67V66H244ZM256 67H257V69H261L258 65H256ZM255 67V68H256ZM1 68V67H0ZM21 68V67H20ZM47 68V67H46ZM114 68V67H113ZM145 68V69H144ZM148 68V67H147ZM197 68V67H196ZM235 68V67H234ZM251 68V67H250ZM4 69V68H3ZM148 69H150V68H148ZM204 69V68H203ZM254 69V68H253ZM263 69V68H262ZM2 70V69H1ZM42 70V69H41ZM93 70V69H92ZM97 70V71H98ZM115 70V69H114ZM135 70V69H134ZM153 70H155V69H153ZM157 71H158V68L156 69ZM6 72H7V70H5ZM40 71V70H39ZM131 71V70H130ZM183 71V70H182ZM192 71V73L191 74H194V75H190L189 73ZM261 71H263V70H260V72H257L258 74L259 73H261ZM88 72H89V70H88ZM91 72V71H90ZM89 72V73H90ZM111 71H109L108 73H107V75L110 73ZM235 72V71H234ZM39 73V72H38ZM41 73V72H40ZM59 73V72H58ZM181 73V72H180ZM233 73V72H232ZM262 73H264V72H262ZM47 74V73H46ZM54 74V73H53ZM103 74V75H102ZM158 74V73H157ZM182 74H183V72H182ZM189 74V75H188ZM256 75L255 74V76L253 77V80H254V82L255 81H262L263 82V77H261L262 75H260V77H258L259 75ZM38 75V74H37ZM40 75H43L42 73L40 74ZM84 75V74H83ZM213 75V76H212ZM10 76V75H9ZM85 76V75H84ZM125 76V75H124ZM264 76V75H263ZM42 77V76H41ZM44 77V76H43ZM86 77V76H85ZM37 78H38V76H37ZM91 78V77H90ZM104 78V77H103ZM83 79V78H82ZM100 79V78H99ZM102 79V78H101ZM4 80V79H3ZM46 80V79H45ZM210 80V79H209ZM219 80L221 81L220 83H222V85L219 83ZM136 81H139V80H136ZM222 81H224V84L226 85L227 83H228V85L231 87H228L227 85V87H228V89H226L225 88V90H223V88H222V90L224 91H221V86H225L224 84H223V82ZM1 82V81H0ZM55 82V81H54ZM69 82V81H68ZM124 82V81H123ZM6 83V82H5ZM57 83V82H56ZM118 83V82H117ZM128 82H124V83H122V87H121V89H123V88H125V90L124 91H126V90H128L129 88H128V85L129 84H127ZM264 83V82H263ZM234 84V83H233ZM232 84V85H233ZM1 85V84H0ZM47 85V84H46ZM55 85V84H54ZM57 85V84H56ZM63 85V84H62ZM145 85V84H144ZM169 85V84H168ZM178 85H176V86H178ZM257 85V84H256ZM71 86H72V83H71ZM96 86V85H95ZM130 86V85H129ZM132 86V85H131ZM146 86V85H145ZM188 86V87H187ZM194 86V85H193ZM234 86V85H233ZM236 86V85H235ZM251 86V85H250ZM0 87H2V86H0ZM57 87V86H56ZM152 87V88H153ZM263 87V89H264V86H262ZM261 87V88H262ZM52 88V87H51ZM54 88V87H53ZM92 88V87H91ZM90 88V89H91ZM98 88V86H96V87H93L92 88V90L90 91V93H92V94H95V96H98V95H101V94H103V93H101L100 94V92H99V90L97 89ZM108 88V87H107ZM126 88H128V89H126ZM179 88V87H178ZM199 88H201V87H199ZM198 88V89H199ZM48 89V88H47ZM130 89H131V87H130ZM130 89H129V91H130ZM183 89V88H182ZM191 89V88H190ZM202 89V88H201ZM246 89V88H245ZM259 89V88H258ZM50 90H52V89H50ZM56 90V89H55ZM88 90V89H87ZM194 90V89H193ZM203 90H201V91H203ZM247 90H248V88H247ZM250 90V89H249ZM46 91V90H45ZM80 90L78 89V92H79ZM84 91V90H83ZM102 91V90H101ZM128 91V92H129ZM179 91V90H178ZM184 91V90H183ZM199 91V90H198ZM200 91V92H201ZM245 91V90H244ZM258 91V90H257ZM260 91V90H259ZM1 92V91H0ZM53 92V91H52ZM58 92V91H57ZM60 92V91H59ZM86 92H88V91H86ZM127 92V91H126ZM136 92V91H135ZM162 92V93H163ZM197 92V91H196ZM205 92V93H206ZM253 92H254V90H253ZM262 93L264 92V91H261ZM89 93V92H88ZM105 93V92H104ZM164 93L162 94V96L164 95ZM180 93V92H179ZM191 93H193V91L191 92ZM194 93H195V91H194ZM204 93V92H203ZM206 93V94H207ZM255 93H256V91H255ZM258 93V92H257ZM261 93V94H262ZM38 94V93H37ZM58 94V93H57ZM75 94V93H74ZM96 94H98V95H96ZM131 94V93H130ZM133 94V93H132ZM131 94V95H132ZM175 94V93H174ZM202 94V93H201ZM254 94V93H253ZM264 94V93H263ZM54 95H55V93H54ZM81 95H82V93H81ZM108 95V94H107ZM133 95H135V94H133ZM159 95V94H158ZM156 96L154 99H156V100H158V99H161L160 98V96ZM224 95V94H223ZM258 95V94H257ZM39 96V95H38ZM53 96V95H52ZM56 96V95H55ZM54 96V97H55ZM75 96H76V94H75ZM80 95H78V97H79ZM105 96V94L104 95H102V98ZM166 96V95H165ZM190 96V97H189ZM206 96V95H205ZM216 96V95H215ZM62 97H64V96H62ZM77 97V96H76ZM99 97V96H98ZM107 97V96H106ZM106 97H104V98H106ZM139 97V96H138ZM202 97H203V95H202ZM201 97V98H202ZM256 97V96H255ZM80 98V97H79ZM83 98V97H82ZM97 98V97H96ZM101 98V99H102ZM109 98V97H108ZM260 98V97H259ZM65 99V97L63 98V99H60V96L57 98V102L59 103L60 101H64V103L65 102H69L70 103V101L69 100H64ZM73 98H71V100H72ZM76 99V98H75ZM98 99V98H97ZM107 99V98H106ZM136 99V98H135ZM173 99V98H172ZM200 99V98H199ZM207 99V98H206ZM250 99L252 100V98H250L249 97V95L248 96H245L244 98H243V101L241 102V106H244V105H246V104H248L249 102H250ZM256 99V98H255ZM261 99H264V98H261ZM114 100V99H113ZM168 100H169V98H168ZM215 100V99H214ZM102 101V100H101ZM155 101V100H154ZM163 101H166L165 99L163 100ZM175 101V100H174ZM203 101V100H202ZM216 101V100H215ZM260 101V102H259ZM259 101H254V102H259V103H255L254 104V102H253V106H251V107H253V108H251L250 106L249 107H247V108H249V109H251V111L250 112H247V113H245V112H241V111H235L236 113H235V117L233 118L234 119V125L231 127L230 126V131L229 132H231L232 130H236V129H244V132H245V134L247 135V137H249V139H247V141H245V142H247L248 144H247V147H248V145L249 146H251L250 145V143H252V144H256V143H259V146L261 145V147H262V149H264V137L262 138L261 137V139H260V137H259V139H257V138H254L253 136H255L256 137V132L258 131V130H260V128H263L262 126H263V123H264V114H263V110L262 111H260L259 110V108H264V100H260L259 99ZM180 102V101H179ZM200 102V101H199ZM237 102V101H236ZM47 103V102H46ZM106 103H107V101H106ZM105 103V104H106ZM152 103V102H151ZM156 103V102H155ZM154 103V104H155ZM163 103V102H162ZM209 103V102H208ZM212 103H214V102H212ZM6 104V103H5ZM54 104V103H53ZM63 104V103H62ZM180 104V103H179ZM186 104V103H185ZM189 104V103H188ZM195 104V103H194ZM251 104V103H250ZM59 105V104H58ZM56 103L54 104V105H50V106H52L54 109H58V108H60V107H57L58 106ZM116 105V104H115ZM150 105V104H149ZM162 105V104H161ZM212 105V104H211ZM240 105V104H239ZM27 106V105H26ZM25 106V107H26ZM67 106V105H66ZM105 106V105H104ZM117 106V105H116ZM130 106V105H129ZM137 106V105H136ZM177 106V105H176ZM197 106V105H196ZM28 107V106H27ZM131 107V106H130ZM180 107H181V110L182 111H184L185 113H186V115H189V116H194L196 113H197V109H195V107L193 106V105H182V104H180ZM201 107V106H200ZM101 108V107H100ZM106 108V107H105ZM115 108V107H114ZM7 109V108H6ZM25 109V108H24ZM90 110H91V112H92V109L91 108H89ZM93 109H94V107H93ZM130 109V108H129ZM129 109H127V106H120L119 108H115V109H110V111L109 112H112V115L114 114V112L116 113V112H118L119 113V115H117V116H119L118 117V120H117V122H116V124L117 125H119L120 123H121V121H123V118H124V116H127V117H129L128 115H133L132 113V111H131V109H130V111L132 112H130L129 111ZM137 109V108H136ZM135 109V110H136ZM139 109V108H138ZM147 109H148V107H147ZM151 109V108H150ZM223 109V108H222ZM30 110V109H29ZM61 110V109H60ZM90 110H89V112H90ZM139 110H141V109H139ZM146 109H144V111H145ZM169 110V109H168ZM232 110V109H231ZM259 110V111H258ZM10 111V110H9ZM37 111H38V109H37ZM58 111V110H57ZM73 111V110H72ZM94 111V110H93ZM108 111V110H107ZM148 111H149V109H148ZM151 111V110H150ZM21 112V111H20ZM104 112H105V110H104ZM108 112V113H109ZM139 112V111H138ZM178 112V111H177ZM222 112V111H221ZM233 112V111H232ZM31 113V112H30ZM39 113V112H38ZM41 113V112H40ZM47 113V112H46ZM69 113V112H68ZM71 113V112H70ZM69 113V114H70ZM99 113V112H98ZM137 113V112H136ZM148 113H150V112H147V115H148ZM174 113H176V112H174ZM173 110H172V113L170 112H162L159 116H157V118L156 119H153V117H151L150 119L151 120H149L150 122H153V123H150V122H148L147 120V124H146V129L148 128H150V133L148 134V136H145V138H144V140H142L143 141V144H144V146H145V148L143 149V150H141L142 152H141V154H140V158H137V159H139L137 162H133V160H131L130 158H129V156L128 155H130V154H125V157L124 156H121V158L123 157V158H125L124 160H121V161H119L118 160V162H114V161H111L112 159L111 158H103V157H101V158H99V160L97 161V163H96V165L94 164L95 163V161H94V159L92 158L91 159V156H90V158H86V159H82L81 158V156H80V151H81V149H83L84 147H88L89 149L88 150H90L89 151V154H92L93 155V157L94 158H96V156L97 155H102V154H107V153H113L114 152V150H115V147H116V145H117V143L116 144H113V143H111V142H108V141H106V140H102L103 138H96L95 137V134H94V136H92V138L93 137H95V138H93L91 141H89L88 142V145H85V143H86V141H83V142H81V140L79 139V141H80V144H79V146L77 147V149L75 150V153L74 154H72V153H69L68 154V156H66L67 157V161L66 162H64L61 158V156H60V153H58L57 152V150H55V149H53L54 147L53 146H51L50 144H48V142H47V144H41L42 146L39 148V146L40 145H38V149H39V152H40V154H39V156H37V157H31V158H27V157H29V155L31 156L32 154L30 153H28L27 155L28 156H26V151L28 150V145H26L27 143H29L28 142V140H37V141H40L41 142V140H43V136L45 137L46 135H45V133H48V131H50V130H46V129H44V128H42L41 126H40V128H37L36 130L35 129H33V132L31 133L30 132V134L29 133H27L28 135H26L25 133H24V131H23V129H22V131H16L15 129V131L13 130V128L11 127V131H14V132H9L10 130H8L9 129V127H8V125H10V124H8V122H5V121H3V122H0V157L1 158H5L6 159V163H5V167H3L2 166V170L0 171V203H4V206H2V207H4L3 208V211L7 214V215H9V217L7 218V220H5L1 225H0V240H1V244H0V254H2V255H0V258L2 259L1 260V264H12V262L15 264L16 262H17V258L18 257H22L25 253H26V249L29 247V244L30 243H28L29 241H31V240H29V233H30V231L32 230V229H29L30 227H29V225H25V228L24 229H22L21 227L20 228H18V227H16V226H14L13 225V222H11V217H13V215L14 214H16L17 212H16V208L18 209V207L20 206V203H21V200L23 201V199H25V204H23V205H21V208H24V210H25V208H30V209H32L33 207V205L36 207H38V206H43L44 204L46 205L47 203H49V196L51 197V195H53V193L54 194H56L57 193V189H59V187H61L59 184H57V183H59L60 182V180L61 179H65V177H67L68 175H71V176H83V175H86L85 176V178L87 177V178H89L90 179V181L91 180H93V181H96V183L98 182V181H102V180H106V181H108V180H110V179H112L113 180V182H114V185L115 184H121V185H118L117 186V188L115 189V191L113 192V190H111V188H109V187H107L105 190H97L96 189V187L95 186H93L94 184H92L91 182H89V183H87V185H88V188H87V193H88V195H86V196H83L81 199H80V201H82L83 200V202H80V201H76L78 204H76V206H74V207H68L67 208V203L66 202H61V205H63V206H61V207H59V210H60V214L61 215H55L57 218H61L60 220H66L67 221V223L68 224H61L62 226H54V225H52V220L54 219H50V217L49 218H43V220H42V218H41V220H42V222H46L45 223V225L44 226H46V227H49L50 228V234H49V236L47 237V238H49V239H47V240H45L46 241V246H44V247H46V250H43V251H41V252H39V260L38 261H40L39 262V264H41V257H42V259L43 258H49V255H50V252L51 251H53V250H60L61 252H62V255L60 256V257H62L60 260H59V262H60V264H70L71 262L73 263V262H78V260L79 259H87L88 257H89V259H91V258H93V257H91V256H94V255H96V251L95 250H97L98 249V247L97 248H95V249H93V247L91 248V246H96V245H99V244H101L102 243V241H103V237L101 238L100 236H99V229L102 227L103 228V230H105V232H107V236H108V238H107V241H105V243H111V242H114V241H117V239H116V235L118 234V231H117V229H114V228H112V227H109L108 226V222H109V220L111 219V215H110V211H108V208H109V205H110V203L112 202L113 204L114 203H116V201H119L120 199H122V200H124V202L125 203H123V204H125L126 206H133V207H135L136 209L137 208H140L141 209V207H142V205H143V203L144 202H142V201H140V199H138V196H137V198L136 197H134V196H132V195H135L136 196V194H134L133 192V194H130L128 191H126V186H127V184L130 186V185H132L131 183H134V177H138V176H140L141 174H140V168H142V166L143 165H147V166H149V165H151L150 167H148V168H152V167H156V166H161V165H159L158 163H160V162H154L155 161V150H160L162 147H164V145H166L165 144V142H163L162 141V137L164 136H162V134H165L164 133V131H163V129L164 128H162V126H161V124L160 123H163V122H165V121H170L172 118H173ZM184 113V114H185ZM203 113V112H202ZM217 113V112H216ZM144 114V113H143ZM183 114V113H182ZM199 114V113H198ZM227 114H229V113H227ZM34 115V114H33ZM32 115V116H33ZM41 115V114H40ZM39 115V116H40ZM43 115V114H42ZM68 115V114H67ZM92 115V114H91ZM139 115V114H138ZM141 115V114H140ZM177 115V114H176ZM176 115H174L175 117L174 118H176ZM217 115V114H216ZM8 116V115H7ZM44 116H45V114H44ZM64 116H65V114H64ZM72 116H76V117H78L77 115H74V114H72ZM72 116H65V117H72ZM81 116V115H80ZM79 116V117H80ZM109 116V115H108ZM136 116V115H135ZM142 116V115H141ZM214 116V115H213ZM46 117V116H45ZM131 117V116H130ZM130 117H129V119H130ZM143 117V116H142ZM186 117V116H185ZM215 117H217V116H215ZM38 118V117H37ZM59 118V117H58ZM64 117H61L60 119H63ZM106 118V117H105ZM133 118V117H132ZM137 118V117H136ZM155 118V117H154ZM218 118H219V115H218ZM217 118V119H218ZM29 119V118H28ZM40 119V118H39ZM43 119H44V117H43ZM72 119V118H71ZM83 119V118H82ZM81 119V120H82ZM149 119V118H148ZM216 119V118H215ZM222 119V118H221ZM2 120H4V119H2ZM31 120V119H30ZM212 120V119H211ZM8 121V120H7ZM17 121V120H16ZM44 121V120H43ZM83 121V120H82ZM132 121V120H131ZM130 121V122H131ZM174 121V120H173ZM221 121V120H220ZM223 121H226V120H223ZM223 121H221V124H220V126L221 125H225V124H223ZM260 121H263L262 122V126L260 125L261 124V122ZM21 122V121H20ZM36 122V121H35ZM38 122V121H37ZM47 122V121H46ZM81 122V121H80ZM175 122H176V120H175ZM174 122V123H175ZM181 122V121H180ZM185 122V121H184ZM215 122V121H214ZM218 121L216 120V123H217ZM9 123H11V122H9ZM48 123V122H47ZM78 123V122H77ZM140 123V122H139ZM145 123V122H144ZM219 123V122H218ZM225 123V122H224ZM260 123V124H259ZM24 124V123H23ZM33 124H34V122H33ZM55 124V123H54ZM58 124H59V122H58ZM87 124V123H86ZM100 124V123H99ZM137 124V123H136ZM160 124V125H159ZM232 124H233V122H232ZM30 125V124H29ZM56 125V124H55ZM187 125V124H186ZM213 125V124H212ZM12 126V125H11ZM47 126V125H46ZM58 126V125H57ZM170 126V125H169ZM210 126V125H209ZM219 126V125H218ZM217 126V127H218ZM227 126V125H226ZM236 126H238V127H236ZM29 127V126H28ZM101 127V126H100ZM116 127V126H115ZM181 127V126H180ZM187 127V126H186ZM189 127V126H188ZM187 127V128H188ZM233 127H236V128H233ZM8 128V129H7ZM117 128V127H116ZM119 129H120V127H118ZM192 128V127H191ZM216 128V127H215ZM219 128V127H218ZM222 128V127H221ZM227 128H228V126H227ZM20 129V128H19ZM25 129V128H24ZM109 129L110 128H108V131H109ZM113 129H114V127H113ZM127 129V128H126ZM126 129L125 130H121L118 134H119V136H121L120 138H124V137H127V135H129L130 136V134L132 133H130V132H126ZM132 129V128H131ZM136 129H137V127H136ZM135 129V130H136ZM147 129V130H148ZM228 129V130H229ZM116 130V129H115ZM138 130V129H137ZM169 130H171L170 129V127L168 128V129H166L165 130V132H168ZM175 130H176V128H175ZM177 130H179V128L177 129ZM187 130V129H186ZM219 130V129H218ZM217 130V131H218ZM225 130V129H224ZM28 131H29V129H28ZM61 131V130H60ZM87 131V130H86ZM108 131H104L105 133H107ZM113 131V130H112ZM117 131V130H116ZM131 131H133V130H131ZM172 131V130H171ZM184 131V130H183ZM222 132H223V130H221ZM226 131V130H225ZM135 132V131H134ZM133 132V133H134ZM176 132V131H175ZM179 132V131H178ZM181 132H182V130H181ZM195 132H197V131H195ZM84 133V132H83ZM90 133V132H89ZM88 133V134H89ZM112 133V132H111ZM136 133H138V132H136ZM209 133V132H208ZM225 133V132H224ZM82 134V133H81ZM85 134V133H84ZM113 134H115L114 132H113ZM145 134V133H144ZM172 134H174V131H173V133ZM177 134V133H176ZM193 134V133H192ZM197 134V133H196ZM215 134H217V133H215ZM220 134H222V135H224L223 133H220ZM228 135H226V136H230L229 135V133H227ZM231 134V133H230ZM87 135V134H86ZM93 135V134H92ZM117 135V134H116ZM167 135V134H166ZM204 135V134H203ZM203 135L201 136V137H203ZM208 135V134H207ZM224 135V136H225ZM242 135V134H241ZM261 135V134H260ZM91 136V135H90ZM90 136L88 135V136H85L84 135V137L83 138H90ZM132 136H134V135H132ZM188 136V135H187ZM211 135L209 134L208 135V138L210 137ZM213 136V135H212ZM263 136V135H262ZM55 137V136H54ZM78 137V136H77ZM113 137V136H112ZM116 137V136H115ZM136 137V136H135ZM140 137H142V136H140ZM206 137V136H205ZM205 137H203V138H205ZM118 138V137H117ZM119 138V139H120ZM139 138V137H138ZM212 138V137H211ZM211 138H209V139H211ZM222 138H223V136H222ZM228 138V137H227ZM232 138H234V137H232ZM236 138V137H235ZM74 139V138H73ZM78 139V138H77ZM115 139V138H114ZM182 139V138H181ZM184 139V138H183ZM194 139V138H193ZM226 139V138H225ZM240 139V138H239ZM53 140V139H52ZM55 140V139H54ZM90 140V139H89ZM125 140H127V139H125ZM136 140V139H135ZM207 140V139H206ZM212 140V139H211ZM221 140V139H220ZM238 140V139H237ZM246 140V139H245ZM73 141V140H72ZM88 141V140H87ZM134 141V140H133ZM166 141V140H165ZM210 141V140H209ZM227 141V140H226ZM232 141H234V140H232ZM242 141H243V139H242ZM184 142V141H183ZM235 142H237L236 140H235ZM241 142V141H240ZM51 143V142H50ZM135 143V142H134ZM142 143V142H141ZM185 143V142H184ZM233 143V142H232ZM133 144V143H132ZM77 145H78V143H77ZM170 145V144H169ZM178 145V144H177ZM186 145V144H185ZM203 145V144H202ZM236 145V144H235ZM241 145V144H240ZM239 145V146H240ZM254 145H253V147H254ZM118 146V145H117ZM134 146V145H133ZM176 145H173V147H171V154H174V152H178L179 151V148L177 149V146L175 147ZM179 146V145H178ZM258 146V145H257ZM258 146V147H259ZM71 147V146H70ZM131 147V146H130ZM167 147V146H166ZM169 147V146H168ZM217 147V146H216ZM73 148H75V147H73ZM121 148V147H120ZM70 149H72V147L70 148ZM164 149V148H163ZM226 149V148H225ZM225 149H223V148H220V150H218V151H215V153H214V156H212V157H214V159H216V160H218V162L219 161H229L230 159H229V157L226 155V151H225ZM235 149V148H234ZM252 149H254V148H252ZM259 149H260V147H259ZM65 150V149H64ZM167 150H169V149H167ZM229 150V149H228ZM256 150V149H255ZM86 151V150H85ZM253 150H251V148H247L246 149V152L248 153V157H253V159H252V161L254 160L255 161V159L258 157H256L253 153H254V151L252 152ZM261 152H262V150H260ZM259 151V152H260ZM14 152H16V153H19V154H17L18 155V157H16L17 155H15L14 154ZM38 152V153H39ZM131 152V151H130ZM140 152V151H139ZM138 152V153H139ZM165 152H166V150H165ZM232 152V151H231ZM264 152V151H263ZM134 153H135V151H134ZM158 153V152H157ZM230 153V152H229ZM256 153V152H255ZM163 154H165V153H163ZM199 154V153H198ZM234 154V153H233ZM253 154V155H252ZM260 154V153H259ZM20 155V156H19ZM37 155V154H36ZM112 155V154H111ZM213 155V154H212ZM65 157V158H66ZM84 157V156H83ZM127 157V158H126ZM133 157V156H132ZM163 157V156H162ZM167 157V156H166ZM197 157V156H196ZM211 157V158H212ZM236 157V156H235ZM251 157H250V159L249 160H251ZM0 158V159H1ZM120 158V159H121ZM261 158V157H260ZM78 160L80 163L78 164V166L80 165L81 167H83L82 168V170H80V169H77V170H75V171H72L70 174H68L67 172V174H65L64 175V173H65V171H63L64 173L63 174H60V172H58V170L59 169H61V170H64V169H66V167H67V165L69 164V161L70 160ZM110 159V160H109ZM119 159V158H118ZM161 159V158H160ZM168 159H170V158H168ZM167 159V160H168ZM210 159V158H209ZM248 160V159H247ZM256 160H258V159H256ZM170 161H171V159H170ZM173 161V160H172ZM227 161V162H228ZM74 162V161H73ZM72 162V163H73ZM106 162V163H105ZM163 162V161H162ZM161 162V163H162ZM229 162H231V161H229ZM245 162V161H244ZM243 162V163H244ZM251 162V161H250ZM71 163V164H72ZM78 163V162H77ZM77 163H76V165H77ZM98 163H100V164H98ZM104 163L106 164V166L104 167ZM173 163V162H172ZM233 163V162H232ZM235 163V162H234ZM242 163V164H243ZM248 163V162H247ZM158 164V165H157ZM168 164H170V162L168 163ZM220 164V163H219ZM224 164V163H223ZM229 164V163H228ZM251 164H252V162H251ZM251 164L250 165H240V164H238V171L240 170V171H242V172H240L239 171V173H241V174H239V175H231V174H229L228 175V172L226 173V174H221V177L223 176V178H224V176H227V177H229L230 176V178H229V180L231 179L232 181H234V179H236V180H238L239 182H238V184H235V183H232V186H230L231 185V182L230 183H227V182H225L223 185H224V188L225 187H228V191L230 192V193H236L237 191H239V187L243 184V179H245V177H246V172H248L249 173V171H252L251 169V167H249V166H251ZM264 164V163H263ZM70 165V164H69ZM102 165H103V167H104V169L102 170ZM167 165V164H166ZM75 166V165H74ZM177 166V165H176ZM197 166V165H196ZM200 166V165H199ZM236 166V165H235ZM173 167V166H172ZM231 167V166H230ZM74 168V167H73ZM144 168V167H143ZM165 168V167H164ZM176 168H178V166L176 167ZM222 168V167H221ZM50 169H57V172L59 173V174H57V175H59V176H57V175H55V173H57L55 170V172L53 173V176L51 175L52 174V172H51V174H50V176H48V177H46L48 174H47V170L49 171ZM101 169V170H100ZM140 169V170H139ZM156 169H157V167H156ZM155 169V170H156ZM159 169V168H158ZM167 169V168H166ZM192 169V168H191ZM194 169V168H193ZM197 169V168H196ZM215 169V168H214ZM213 168H205L204 167V169H203V171H202V173H209V174H211V175H215L216 177H219L220 176V174L216 171V170H214ZM234 169V168H233ZM263 169H264V167H263ZM139 170V171H138ZM151 170V169H150ZM178 170H179V168H178ZM181 170V169H180ZM186 170V169H185ZM226 170H227V168H226ZM235 170H237V168L235 167V169H234V171ZM51 171V170H50ZM158 170H156V171H153V172H157ZM184 171V170H183ZM182 171V172H183ZM187 171V170H186ZM186 171H184V172H186ZM192 171V170H191ZM197 171V170H196ZM143 172V171H142ZM146 174H147V171H144ZM143 172V173H144ZM151 172V171H150ZM166 172V171H165ZM201 172V171H200ZM138 173L140 174V175H138ZM158 173V172H157ZM156 173V174H157ZM177 173V172H176ZM175 173V174H176ZM187 173V172H186ZM186 173H184L185 174V176H186ZM190 173V172H189ZM151 174V173H150ZM149 174V175H150ZM154 174V173H153ZM235 174H237V173H235ZM250 176H252V172H250ZM262 174H263V172H262ZM261 174V175H262ZM142 175H144V174H142ZM149 175H147V176H149ZM152 175V174H151ZM200 175V174H199ZM202 175V174H201ZM219 175V176H218ZM249 175V174H248ZM144 176H146V175H144ZM153 176H155V175H153ZM157 176V175H156ZM155 176V177H156ZM184 176V177H185ZM195 176V175H194ZM214 176V177H215ZM245 176V177H244ZM44 177V178H43ZM211 177V176H210ZM213 177V176H212ZM213 177V178H214ZM147 178V177H146ZM152 178V177H151ZM162 178V177H161ZM201 178V177H200ZM206 178V177H205ZM213 178H211V179H213ZM255 178V177H254ZM140 179H142V178H140ZM198 179V178H197ZM202 179V178H201ZM208 179V178H207ZM249 179V178H248ZM251 179H253V178H251ZM37 180H38V182H39V180H47V184L46 185H44L45 187H40V188H37V183H36V185L35 186H33L32 188L31 187H29L30 185H33L32 183H34V182H37ZM68 180H70V179H68ZM179 180V179H178ZM250 180V179H249ZM254 180V179H253ZM256 180V179H255ZM262 180V179H261ZM88 181V180H87ZM173 181V180H172ZM197 181V180H196ZM258 181V180H257ZM256 181V182H257ZM260 181V180H259ZM122 182V183H121ZM201 181H199V183H200ZM235 182H237V181H235ZM245 182H247V180H245ZM263 184H264V181H261ZM61 183L62 184H64L63 182H62V180H61ZM68 183V182H67ZM85 183V182H84ZM92 184V185H89V184ZM106 183V182H105ZM108 183V182H107ZM203 183H205V182H203ZM208 183V182H207ZM253 183V182H252ZM41 184V183H40ZM82 184V183H81ZM100 184V183H99ZM98 184V185H99ZM194 184V183H193ZM209 184V183H208ZM234 184V185H233ZM244 184H246V183H244ZM249 184V183H248ZM262 184V185H263ZM59 185V186H58ZM138 185V184H137ZM205 185V184H204ZM64 185H62V188H64L63 187ZM70 186V185H69ZM107 186V185H106ZM136 186V184L133 186V187H135ZM140 186V185H139ZM175 186H176V183H175ZM194 186H195V184H194ZM206 186V185H205ZM211 186V185H210ZM209 186V187H210ZM111 187V186H110ZM174 187V186H173ZM208 187V188H209ZM259 187H261V186H259ZM262 187H264V186H262ZM261 187V188H262ZM61 188V190H65L66 191V187H65V189H62ZM109 188V189H108ZM138 188V187H137ZM171 188V187H170ZM191 188V187H190ZM224 188L222 189H218L217 187H215V191H216V189H218L217 190V192L218 193H221L222 191H225L226 192V190H224ZM251 188V187H250ZM254 188V187H253ZM69 189V188H68ZM164 189V188H163ZM163 189H161V191L163 190ZM178 189V188H177ZM194 189V188H193ZM212 189V188H211ZM226 189V188H225ZM7 190L10 192L11 190H13L14 191V197L12 196V197H10V195H13V194H10V195H8V196H5L4 195V193H5V191H6V193H7ZM138 190V189H137ZM148 190V189H147ZM250 190V189H249ZM253 190V189H252ZM67 191H69V190H67ZM135 191H136V188H135ZM143 191H145V190H143ZM159 191V190H158ZM173 191H175V190H173ZM185 191V190H184ZM227 191V192H228ZM59 192H62V191H58V194H59ZM64 192V191H63ZM141 192V191H140ZM157 192V191H156ZM166 192V191H165ZM187 192V191H186ZM226 192V193H227ZM229 192L227 193V194H229ZM253 192V191H252ZM52 193V194H51ZM136 193V192H135ZM142 193V192H141ZM146 193V192H145ZM160 193V192H159ZM189 193V192H188ZM194 193V192H193ZM223 193V192H222ZM242 193V192H241ZM246 193V192H245ZM65 194V193H64ZM63 194V195H64ZM156 194V193H155ZM165 194V193H164ZM164 194H162V195H164ZM166 194H167V192H166ZM165 194V195H166ZM173 194V193H172ZM217 194V193H216ZM215 194V195H216ZM236 194H239V192H237ZM243 194V193H242ZM250 194V193H249ZM57 195V194H56ZM138 195H140L139 193H138ZM153 195V194H152ZM233 195H235V194H233ZM244 195H246V194H244ZM264 195V194H263ZM173 196H175V195H173ZM190 196V195H189ZM238 196V195H237ZM247 196H248V194H247ZM247 196H245V197H247ZM72 197H73V195H72ZM141 197V196H140ZM160 197V196H159ZM244 197V201H246L247 199ZM49 198V199H48ZM54 198H55V196H54ZM68 197H66V199H67ZM70 198V197H69ZM156 198V197H155ZM155 198H153V199H155ZM166 198V197H165ZM222 198V197H221ZM237 198V197H236ZM251 198V197H250ZM65 199V198H64ZM86 199V200H85ZM152 199V198H151ZM239 199H241V198H239ZM68 201H69V199H67ZM77 200H79V199H77ZM147 200V199H146ZM162 200V199H161ZM194 200V199H193ZM231 200V199H230ZM233 200H235V199H233ZM237 200V199H236ZM261 200H262V198H261ZM64 201H66V200H64ZM85 201V202H84ZM152 201V200H151ZM189 201V200H188ZM207 201V200H206ZM229 201V200H228ZM242 201V200H241ZM259 201V200H258ZM120 202H122V201H120ZM190 202V201H189ZM200 202V201H199ZM199 202H197V203H199ZM211 202V201H210ZM217 202V201H216ZM230 202V201H229ZM2 203V204H3ZM53 203H54V201H53ZM111 203V204H112ZM193 203H195V202H193ZM193 203H189V205H191V204H193ZM202 203V202H201ZM219 202H217V204H218ZM223 203V202H222ZM256 203H258V202H256ZM261 204H264V200H262L261 202H260ZM1 204V205H2ZM120 204V203H119ZM216 204V203H215ZM224 204V203H223ZM253 204V203H252ZM44 205V206H45ZM151 205V204H150ZM154 205H156L155 204V202H154ZM158 205V204H157ZM193 205H195V204H193ZM192 205V206H193ZM205 205V204H204ZM209 205V204H208ZM213 205V204H212ZM220 205V204H219ZM51 206V205H50ZM108 206V207H107ZM112 206H114V205H112ZM173 206V205H172ZM197 206V205H196ZM195 206V207H196ZM225 206V205H224ZM246 206V205H245ZM254 206V205H253ZM46 207V206H45ZM48 207V206H47ZM116 207V206H115ZM150 207V206H149ZM171 207V206H170ZM174 207V206H173ZM227 207V206H226ZM248 207V206H247ZM257 207V206H256ZM40 208V207H39ZM58 208V207H57ZM112 208V207H111ZM117 208H119V207H117ZM161 208V207H160ZM176 208H177V206H176ZM199 208V207H198ZM229 208V207H228ZM233 208V207H232ZM237 208V207H236ZM255 208V207H254ZM49 209V208H48ZM52 209V208H51ZM112 209H115V208H112ZM246 209V208H245ZM22 210V209H21ZM24 210H23V212H24ZM53 210V209H52ZM148 210V209H147ZM151 210V209H150ZM155 210V209H154ZM153 210V211H154ZM174 210L176 211V209L174 208L173 210H168L169 212H171V214H172V212L174 213ZM247 210V209H246ZM245 210V211H246ZM256 210V209H255ZM19 211V210H18ZM26 211H28L29 212V210H26ZM37 211V210H36ZM46 211V210H45ZM48 211V210H47ZM118 211V210H117ZM116 211V212H117ZM158 211V210H157ZM234 211H236V210H234ZM248 211V210H247ZM247 211L244 213V214H248L247 213ZM250 211V210H249ZM257 211V210H256ZM20 212V211H19ZM22 212V213H23ZM28 212H27V215H28ZM147 212V211H146ZM145 212V213H146ZM149 212V211H148ZM152 212V211H151ZM159 212V211H158ZM219 212V211H218ZM252 212V211H251ZM2 213V212H1ZM59 213V212H58ZM114 213V212H113ZM201 213H203V211L201 212ZM205 213V212H204ZM236 213H238V211L236 212ZM262 213V212H261ZM4 214V213H3ZM37 214V213H36ZM121 214V213H120ZM131 214V213H130ZM146 214H148V213H146ZM175 214H177V213H175ZM200 214V213H199ZM240 214V213H239ZM243 214V215H244ZM263 214V213H262ZM17 215V217H15V220L17 219V220H19L20 219V216H21V214L20 213H18V214H16ZM35 215V214H34ZM51 215V214H50ZM114 215H115V213H114ZM126 215V214H125ZM133 215V214H132ZM142 215V214H141ZM151 215V214H150ZM157 215V214H156ZM178 215V214H177ZM186 215V214H185ZM184 215V216H185ZM207 215H208V218H209V215L210 214H208L207 213ZM231 215V214H230ZM251 215V214H250ZM249 215V216H250ZM256 215V214H255ZM258 215V214H257ZM11 216V217H10ZM23 216V215H22ZM113 216V215H112ZM122 216V215H121ZM129 216H131V215H129ZM128 215H126V216H124L126 219H127V217H129ZM161 216V215H160ZM225 216V215H224ZM146 217V216H145ZM166 217V216H165ZM164 217V218H165ZM168 217V216H167ZM166 217V218H167ZM191 217V216H190ZM221 217V216H220ZM254 217V216H253ZM260 217V216H259ZM36 218H37V216H36ZM63 218V219H62ZM123 218V217H122ZM131 218H133V216L132 217H130V219ZM137 218V217H136ZM135 218V219H136ZM141 218V217H140ZM159 218V217H158ZM163 218V219H164ZM189 218V217H188ZM223 218V217H222ZM29 219H30V216H29ZM32 219V218H31ZM56 219V218H55ZM125 219V220H126ZM130 219H128V221L130 220ZM147 219V218H146ZM168 219V218H167ZM201 219V218H200ZM207 219V218H206ZM217 219V218H216ZM221 219V218H220ZM223 219H226V218H223ZM256 219V218H255ZM166 220V219H165ZM219 220V219H218ZM217 220V221H218ZM260 220V219H259ZM263 220V219H262ZM32 221H34V220H32ZM55 221V220H54ZM65 221V222H66ZM116 221V220H115ZM132 221V220H131ZM131 221H129V222H131ZM133 221H135L134 219H133ZM168 221V220H167ZM227 221V220H226ZM256 221V220H255ZM31 222V221H30ZM30 222H27V224H29ZM37 222V221H36ZM58 222V221H57ZM117 222V221H116ZM163 222H164V220H163ZM204 222V221H203ZM208 222V221H207ZM257 222V221H256ZM25 223V222H24ZM32 223V222H31ZM30 223V225H33V223L31 224ZM38 223H39V221H38ZM77 225H76V224ZM121 223V222H120ZM131 223H133V222H131ZM147 223L148 222H146L145 224L147 225ZM166 223V222H165ZM197 223V222H196ZM201 223V222H200ZM214 223V222H213ZM227 223V222H226ZM26 224V223H25ZM113 224V223H112ZM164 224V223H163ZM218 224H221V223H218ZM225 224V223H224ZM228 224V223H227ZM263 224V223H262ZM35 225H37V223H35ZM121 225V224H120ZM149 225H150V223H149ZM197 225V224H196ZM199 225V224H198ZM200 225H202V224H200ZM204 225V224H203ZM240 225V224H239ZM26 226H28V228L26 227ZM108 226V227H107ZM212 226H213V224H212ZM223 226H225V225H223ZM246 226H248V225H246ZM24 227V226H23ZM39 227V226H38ZM69 227H71L73 230H72V232H74V235H72V239H70V242H65V236L67 235L66 233H68L69 232V230H68V228ZM148 227V226H147ZM150 227V226H149ZM199 227V226H198ZM229 227V226H228ZM242 227V226H241ZM101 228V229H102ZM116 228V227H115ZM127 228V227H126ZM153 228V227H152ZM156 228V227H155ZM231 228V227H230ZM70 229V228H69ZM100 229V230H101ZM146 229V228H145ZM253 229V228H252ZM71 230V229H70ZM107 230V231H106ZM119 230V229H118ZM68 231V232H67ZM98 232V233H95V232ZM160 231V230H159ZM200 231V230H199ZM230 231V230H229ZM258 231V230H257ZM152 232V231H151ZM193 232V231H192ZM219 232V231H218ZM231 232V231H230ZM255 232V231H254ZM263 232V231H262ZM32 233V232H31ZM71 233V232H70ZM202 233V232H201ZM208 233V232H207ZM232 233V236H234V237H236L237 235L235 234V232H234V234H233V232H231ZM101 234V233H100ZM238 234V233H237ZM241 234V233H240ZM104 235V234H103ZM197 235V234H196ZM202 235V234H201ZM200 235V236H201ZM205 235V234H204ZM214 235H216V233L214 234ZM227 235V234H226ZM162 236V235H161ZM199 236V235H198ZM199 236V237H200ZM190 237V236H189ZM208 237V236H207ZM227 237V236H226ZM257 237V236H256ZM69 238V237H68ZM192 238V237H191ZM251 238V237H250ZM13 239H16L17 241L18 240H22V241H25V243L26 244H24V245H18V244H16L15 243V241L13 240ZM31 239V238H30ZM106 239V238H105ZM203 239V238H202ZM232 238H230L229 240H231ZM236 239V238H235ZM242 239V238H241ZM28 240V241H27ZM38 240V239H37ZM162 240H163V238H162ZM166 240V239H165ZM193 240H195V239H193ZM197 240V239H196ZM218 240V239H217ZM219 240H221V239H219ZM218 240V241H219ZM262 240V239H261ZM120 241V240H119ZM142 241H143V239H142ZM183 241V240H182ZM210 241V240H209ZM209 241H208V243H209ZM168 242V241H167ZM170 242V241H169ZM168 242V243H169ZM173 242H175V240L173 241ZM172 242V243H173ZM191 242V241H190ZM203 242V241H202ZM259 242V241H258ZM22 243H24V242H22ZM118 243V242H117ZM144 243V242H143ZM161 243H162V241H161ZM227 243V242H226ZM234 243V242H233ZM241 243V242H240ZM239 243V244H240ZM259 243H261V242H259ZM262 243H264V237H263V242ZM32 244V243H31ZM104 244V243H103ZM116 244V243H115ZM138 244V243H137ZM167 244V243H166ZM214 244V243H213ZM213 244H212V246H213ZM221 246H223L222 244H223V242H220L219 243ZM107 245V244H106ZM135 245V244H134ZM138 245H140V248H139V246H134L135 248H139V250L141 249V248H143V247H141V246H144L143 244H138ZM158 245H160V244H158ZM169 245H172V244H169ZM177 245H178V243H177ZM186 244L185 243H180L179 242V249H185L184 248V246H185ZM200 245H202V244H200ZM220 245H219V247H220ZM232 245V244H231ZM103 246V245H102ZM109 246V245H108ZM107 246V247H108ZM129 246V245H128ZM175 246H176V244H175ZM237 246V245H236ZM89 247H90V249H89ZM119 247V246H118ZM187 248V247H186ZM203 248V247H202ZM210 248V247H209ZM235 248V247H234ZM249 247H239V250H240V252L243 254V253H246V255H247V252H249V249H248ZM89 249V250H88ZM104 249V248H103ZM120 249V248H119ZM118 249V250H119ZM148 249V248H147ZM153 249V248H152ZM164 249H165V247H164ZM170 249V248H169ZM178 249V248H177ZM217 249V248H216ZM232 249V248H231ZM238 249V248H237ZM105 250H106V248H105ZM108 250H109V248H108ZM150 250V249H149ZM167 250H168V248H167ZM182 250V251H183ZM186 250V249H185ZM206 250V249H205ZM210 250V249H209ZM214 250V249H213ZM251 250L252 249H250V252H251ZM101 251V253H102V251H104V250H102L100 247H99V251H98V254L97 255H99V252ZM123 251V250H122ZM122 251H121V253H122ZM127 251V250H126ZM133 251H135L136 252V249H134ZM137 251H138V249H137ZM147 251V250H146ZM155 251H156V249H155ZM163 251V250H162ZM172 251V250H171ZM253 251V250H252ZM57 252H59V251H57ZM106 252H107V250H106ZM116 252V251H115ZM153 252V251H152ZM157 252V251H156ZM164 252V251H163ZM187 252V251H186ZM185 252V253H186ZM203 252V251H202ZM249 252V253H250ZM254 252V251H253ZM11 253V254H10ZM51 253H53V252H51ZM55 253V252H54ZM103 253H105V251L103 252ZM124 253H125V251H124ZM131 253H132V250H131ZM139 253V252H138ZM191 253H192V251H191ZM249 253H248V255H249ZM106 254V253H105ZM134 254V253H133ZM154 254V253H153ZM184 254V253H183ZM201 254V253H200ZM205 254H207V253H204L203 255L204 256H207V255H205ZM222 254H224V256L226 257V259L227 260H229V261H231V262H229L228 264H231V263H233V258L231 257L233 254H232V251L230 250V249H226L225 251H223V253ZM239 254V253H238ZM241 254V255H242ZM252 254V253H251ZM254 254V253H253ZM35 255V254H34ZM89 255V256H88ZM96 255V256H97ZM108 255V254H107ZM149 255H151V254H149ZM157 255V258H158V255L159 254H156ZM170 255V254H169ZM197 255V254H196ZM202 255V254H201ZM202 255V256H203ZM221 255V254H220ZM240 255V256H241ZM25 256V255H24ZM94 257L95 259H97V257ZM103 256H105V255H103ZM199 256V255H198ZM210 256V255H209ZM239 256V255H238ZM250 256V255H249ZM253 256V255H252ZM251 256V257H252ZM32 257H34V256H32ZM154 257V259L156 258L155 257V255L153 256ZM161 257V256H160ZM190 257H192V255L190 254ZM193 257H195V255L193 256ZM201 257V256H200ZM236 257V256H235ZM242 257H244V256H242ZM248 257V256H247ZM53 258V257H52ZM93 258V260H95ZM150 258H152V256H150ZM196 258H198V257H196ZM206 258V257H205ZM204 258V259H205ZM250 258V257H249ZM256 258V257H255ZM5 259H7V260H5ZM17 259V260H16ZM50 259V258H49ZM153 259V258H152ZM166 259V258H165ZM235 259V258H234ZM243 259V258H242ZM15 260H16V262H15ZM22 260V259H21ZM57 260V259H56ZM93 260H91V262H94ZM167 260V259H166ZM237 260V259H236ZM253 260V259H252ZM251 260V261H252ZM37 261V262H38ZM106 261V260H105ZM154 261H156V260H154ZM157 261H159L160 262V260H159V258L157 259ZM193 261H196L195 259L193 260ZM192 261V262H193ZM197 261L200 263V261L197 259ZM240 261V260H239ZM244 261H245V258H244ZM261 261V260H260ZM260 261H258V262H260ZM24 262V261H23ZM36 262V263H37ZM151 262V261H150ZM159 262H158V264H159ZM167 262V261H166ZM197 262V263H198ZM262 262V264H264L263 263V261H261ZM104 263V262H103ZM152 263V262H151ZM156 263V262H155ZM168 263V262H167ZM190 263V262H189ZM194 263V262H193ZM196 263V262H195ZM196 263V264H197ZM202 263V262H201ZM204 263V262H203ZM237 263V262H236ZM252 263V262H251ZM46 264V263H45ZM75 264V263H74ZM86 264V263H85ZM88 264V263H87ZM91 264V263H90ZM93 264V263H92ZM149 264V263H148ZM157 264V263H156ZM169 264V263H168ZM190 264H192V263H190Z\"/></svg>",
  "mask_w": 264,
  "mask_h": 264
},
{
  "label": "snow or ice",
  "instance_id": "3",
  "mask_svg": "<svg viewBox=\"0 0 264 264\" xmlns=\"http://www.w3.org/2000/svg\"><path fill=\"white\" fill-rule=\"evenodd\" d=\"M46 5L48 7V10L51 11L52 10V0H46ZM259 5H260V11H264V0H259ZM60 6L61 7H65L66 6V3L64 2V0H61V5ZM255 15H256V23L258 25L261 24V23H264L260 19L259 11L257 13H255ZM54 27H56V28L61 27V22L59 20H57V21H53V23L51 25H44L41 28H37V29L34 30L32 35L34 36V38L36 37L37 34L47 35L49 30L54 28ZM245 43H246L245 41L237 38L236 44H237V47L241 51H243V46L245 45ZM104 46L107 47L106 42H105ZM36 51H37V53H39L42 56L50 57L52 63H58V61L56 59V55L57 54H54V53L51 52L50 48L48 47V42L47 41H45V46L44 47H41L40 42L37 41L36 42ZM61 55L68 56L70 54L68 53L67 49H65V50H63ZM244 63H248L251 66L255 67V65H256L255 57H253L250 61L249 60H245ZM241 66L243 67V64ZM62 83H64L65 85L67 84L66 81H64ZM35 88H36L35 85H29L27 90L28 91H33ZM113 89L121 91V92L124 91L123 89H118V86H116V85H113ZM27 103H28L27 98L24 97V96H21L20 99L14 105V109L16 111H21V105L27 104ZM229 109L238 110V111L245 112V113L251 111V109L247 108L246 106H241V105H229V106H227V108L224 111H227ZM5 115H7V114L5 113ZM209 134L213 135L211 129L209 130ZM84 139L85 138L82 137L81 138V142H83ZM219 139H222V138H219ZM201 151H203V149H201ZM69 153L74 154L75 150L74 149H65L64 152L61 153L60 155L61 156H65V155H67ZM131 159L134 160L135 157L133 156V157H131ZM87 188H88L87 184L77 185V188L73 189V193L76 194V195H74V199H79V198H82L83 196L88 195ZM78 190H80V191L78 192ZM181 203L183 204L184 202L182 201ZM189 203H193V202H189ZM230 219H231V217H230ZM180 220H183L185 224H190L191 223L185 217L177 216V217L174 218V222H178ZM163 234L164 235H171V233H169V232H165ZM227 235L232 236V233H228ZM205 255H207V254H205Z\"/></svg>",
  "mask_w": 264,
  "mask_h": 264
}]
</instances>
